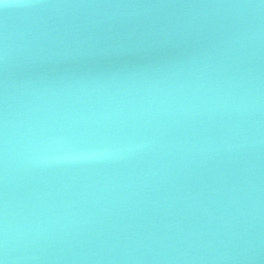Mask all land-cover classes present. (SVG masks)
I'll return each instance as SVG.
<instances>
[{"label":"water","instance_id":"1","mask_svg":"<svg viewBox=\"0 0 264 264\" xmlns=\"http://www.w3.org/2000/svg\"><path fill=\"white\" fill-rule=\"evenodd\" d=\"M3 264H264V0H0Z\"/></svg>","mask_w":264,"mask_h":264},{"label":"snow or ice","instance_id":"2","mask_svg":"<svg viewBox=\"0 0 264 264\" xmlns=\"http://www.w3.org/2000/svg\"><path fill=\"white\" fill-rule=\"evenodd\" d=\"M0 264H3V261H0Z\"/></svg>","mask_w":264,"mask_h":264}]
</instances>
